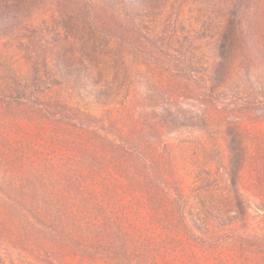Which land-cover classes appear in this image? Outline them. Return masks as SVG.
<instances>
[{
    "label": "trees",
    "instance_id": "1",
    "mask_svg": "<svg viewBox=\"0 0 264 264\" xmlns=\"http://www.w3.org/2000/svg\"><path fill=\"white\" fill-rule=\"evenodd\" d=\"M139 2L93 0L81 46L0 25V264H264V30L145 73Z\"/></svg>",
    "mask_w": 264,
    "mask_h": 264
},
{
    "label": "rangeland",
    "instance_id": "2",
    "mask_svg": "<svg viewBox=\"0 0 264 264\" xmlns=\"http://www.w3.org/2000/svg\"><path fill=\"white\" fill-rule=\"evenodd\" d=\"M92 1L0 0V25L13 27L15 30L29 28L35 32V41L45 48L66 43V38L74 42L73 37L82 39V42H78L81 46L95 32L90 25L88 8ZM99 1L112 3V0ZM209 2L210 0H140L134 11H124L125 21H133L139 27V47L142 48L147 63L145 73L150 72V63H154L153 70L161 76L197 80L203 74V67H195L193 63L197 58L201 60L202 54L207 50L210 42L207 29H219L224 35L223 43L230 41L231 28L247 31L260 24L264 30V0H239L235 3L247 8H220L218 11L209 9ZM83 25L90 26L87 34L84 33L82 37L79 30H82ZM130 29L124 27V31Z\"/></svg>",
    "mask_w": 264,
    "mask_h": 264
}]
</instances>
